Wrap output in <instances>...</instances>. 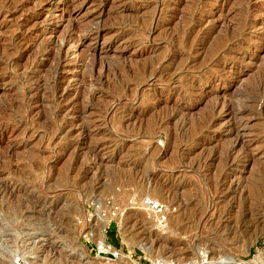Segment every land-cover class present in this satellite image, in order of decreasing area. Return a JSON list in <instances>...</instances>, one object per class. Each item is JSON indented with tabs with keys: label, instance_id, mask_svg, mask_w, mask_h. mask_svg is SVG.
<instances>
[{
	"label": "rangeland",
	"instance_id": "374dc122",
	"mask_svg": "<svg viewBox=\"0 0 264 264\" xmlns=\"http://www.w3.org/2000/svg\"><path fill=\"white\" fill-rule=\"evenodd\" d=\"M106 199L99 251L264 264V0H0V264H125Z\"/></svg>",
	"mask_w": 264,
	"mask_h": 264
},
{
	"label": "built area",
	"instance_id": "2783aa9c",
	"mask_svg": "<svg viewBox=\"0 0 264 264\" xmlns=\"http://www.w3.org/2000/svg\"><path fill=\"white\" fill-rule=\"evenodd\" d=\"M144 203L147 205V208H150L151 211H153L155 214L164 217V213L166 212V210L163 204L150 199H144ZM90 210L91 212L85 214L84 221H82L83 224L88 226V229L85 230L84 234L82 235V238L84 239L86 244H90V243L94 244L96 248L97 257H100L101 255H105V254L115 256L114 254L115 249L112 246L107 245L105 242L107 227H104V231H103L104 250L103 251L98 250V247L95 241L93 240L98 230L96 227L97 223L95 221L96 219L97 220L108 219V222L117 220L123 215L121 208L117 206L112 200L106 199L103 201L92 202L90 206ZM15 261H16L15 264H19V260H15ZM201 262H202L201 260L178 262L177 260H174L172 258H155L149 260L144 264H201ZM136 264H141V262H136Z\"/></svg>",
	"mask_w": 264,
	"mask_h": 264
},
{
	"label": "bare ground",
	"instance_id": "6f19581e",
	"mask_svg": "<svg viewBox=\"0 0 264 264\" xmlns=\"http://www.w3.org/2000/svg\"><path fill=\"white\" fill-rule=\"evenodd\" d=\"M200 37V36H199ZM126 38V37H125ZM201 38V37H200ZM199 39V38H198ZM127 45V44H126ZM218 48V47H217ZM53 55V54H52ZM203 58V57H202ZM56 63V62H55ZM89 65V64H88ZM97 67H99V66H97ZM55 68V67H54ZM140 68H142V67H140ZM108 74V73H107ZM106 74V75H107ZM121 84V83H120ZM257 88V87H256ZM182 99V98H181ZM223 107H226L225 105H223ZM239 108V107H238ZM230 109H226V112H228ZM238 144V143H237ZM248 157H246L245 159H247ZM252 158V157H251ZM256 160L254 161H252L251 159L249 160H247V161H242V163L244 164V166L245 165H251L252 167H256L255 165H256ZM263 169V168H262ZM111 190V189H110ZM119 200V199H118ZM120 202V201H119ZM143 204V205H142ZM142 204H141V206H143V207H145V208H147V205L144 203V200L142 201ZM145 210V209H144ZM148 210H150V212H153V211H151V209L149 208ZM145 212V211H144ZM147 212H149V211H147ZM154 213V212H153ZM152 213V214H153ZM143 214V213H142ZM155 214V213H154ZM151 215V214H150ZM143 216V215H142ZM153 216H155L154 218H155V221H156V223H157V225H161L162 223L163 224H165L166 226H167V229H169L170 227H171V220L169 219V218H167V216L165 217V215H164V217L163 216H160V215H158V214H155V215H153ZM119 221H121V223L122 222H124L123 221V219L122 218H119L118 219ZM151 222V221H150ZM165 226V227H166ZM100 243L99 244H101V245H103V243H102V240H103V237H104V235H103V229L101 230V232H100ZM98 244V245H99ZM170 250V249H169ZM114 254H115V256H116V258L117 259H119L120 261H124V263L125 264H135V263H133V262H131L130 260H129V257L128 256H123V254H121L120 252H118V251H114ZM114 257V256H113Z\"/></svg>",
	"mask_w": 264,
	"mask_h": 264
}]
</instances>
